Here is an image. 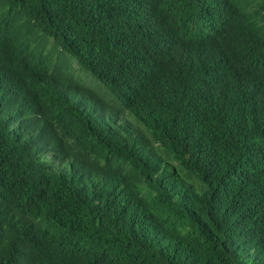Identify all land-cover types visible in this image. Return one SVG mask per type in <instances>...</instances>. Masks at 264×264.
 Segmentation results:
<instances>
[{
	"label": "trees",
	"instance_id": "trees-1",
	"mask_svg": "<svg viewBox=\"0 0 264 264\" xmlns=\"http://www.w3.org/2000/svg\"><path fill=\"white\" fill-rule=\"evenodd\" d=\"M0 264H264V0H0Z\"/></svg>",
	"mask_w": 264,
	"mask_h": 264
}]
</instances>
